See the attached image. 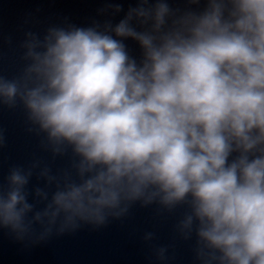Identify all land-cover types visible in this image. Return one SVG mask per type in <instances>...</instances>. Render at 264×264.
<instances>
[{
	"label": "clouds",
	"instance_id": "obj_1",
	"mask_svg": "<svg viewBox=\"0 0 264 264\" xmlns=\"http://www.w3.org/2000/svg\"><path fill=\"white\" fill-rule=\"evenodd\" d=\"M184 3L136 0L115 24L25 34V67L0 75V105L21 104L28 131L71 168L45 166L29 202L40 162L12 167L0 228L23 241L39 225V241L103 227L136 203L182 206L176 227L195 234L199 264H264V0Z\"/></svg>",
	"mask_w": 264,
	"mask_h": 264
}]
</instances>
